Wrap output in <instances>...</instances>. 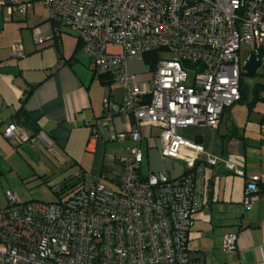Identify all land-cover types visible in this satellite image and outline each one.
I'll list each match as a JSON object with an SVG mask.
<instances>
[{
    "label": "built area",
    "instance_id": "built-area-1",
    "mask_svg": "<svg viewBox=\"0 0 264 264\" xmlns=\"http://www.w3.org/2000/svg\"><path fill=\"white\" fill-rule=\"evenodd\" d=\"M55 24L48 38L33 32L36 44L57 40L61 29L79 41L94 75L110 76L122 93L121 103L102 101L105 119L124 115L128 129L109 140H129L126 157H110L122 167L116 189L73 174L72 193L52 202H22L6 192L0 209V264H205L188 247L193 216L204 208V165L221 164L245 178L244 211L264 193V175L245 173L203 145L184 139L180 129H217L225 109L240 101L242 68L264 49V0H42ZM29 4L0 1V12L13 20ZM162 53L149 75L127 70L131 61ZM245 53L243 66L240 55ZM12 55L23 58L21 46ZM260 61V60H259ZM98 138L95 127L81 116ZM146 128L157 129L161 158L180 161L184 173H141V144ZM2 137L17 148L36 143L50 149L39 132L31 138L9 120ZM57 189L56 191H58ZM237 233H227L222 252H236ZM264 264V263H256Z\"/></svg>",
    "mask_w": 264,
    "mask_h": 264
},
{
    "label": "crops",
    "instance_id": "crops-1",
    "mask_svg": "<svg viewBox=\"0 0 264 264\" xmlns=\"http://www.w3.org/2000/svg\"><path fill=\"white\" fill-rule=\"evenodd\" d=\"M0 1L9 3V0ZM17 1L30 5L24 17L13 20L4 11L0 12V160L10 152L8 145H14L5 140L1 132L23 106L35 127L51 139L52 146L50 149L40 144H36L37 147L23 145L20 149L15 146V150L19 149L16 151L18 155L23 154L27 158L35 152L64 155L66 159L63 157V171L60 172L66 174L59 187L69 181L78 184L72 178L74 173L81 172L89 180L101 182L104 178L113 187L108 189H116L122 167L110 157H126L132 143L127 139L117 145L112 144L109 134L126 131L130 118L118 115L105 119L101 102L110 96L116 103H121L122 95L116 101L111 86L106 89L99 78L91 74L89 60L80 52L79 41L72 33L61 29L59 39L36 44L33 32L41 38H48L53 34L55 24L49 20L42 0ZM14 46L22 47L23 58L12 55ZM137 62L128 63V72L144 75L143 71L135 69ZM25 93L27 98L24 99ZM251 103L252 99L249 109L254 105ZM82 115L89 126L96 128L97 139H91ZM224 115L217 129L198 126L180 129L179 134L186 140L203 145L207 153L229 162L246 176L264 175V126L259 125L255 129L257 123L251 122L249 130L248 125L239 128L228 124ZM156 130L145 129L143 141L146 146L142 151L145 169L141 163V173L164 172L171 179L178 178L185 171L184 164L161 158L158 133L149 145ZM26 132L30 136L31 131ZM245 182V178L236 176L221 164L217 167L204 165V208L192 218L188 247L201 252L205 264L264 263V193L253 202L250 210L244 212ZM231 232L238 234L236 252L230 258L218 259L222 238ZM209 236L214 241L218 238V241L214 245L208 243Z\"/></svg>",
    "mask_w": 264,
    "mask_h": 264
},
{
    "label": "rangeland",
    "instance_id": "rangeland-1",
    "mask_svg": "<svg viewBox=\"0 0 264 264\" xmlns=\"http://www.w3.org/2000/svg\"><path fill=\"white\" fill-rule=\"evenodd\" d=\"M245 55V53L240 55L241 67L243 66L242 62ZM158 57L164 58L165 56L162 53H158ZM259 60L261 67L257 73V76L264 77V49L259 55ZM137 63L138 64L135 68L136 70H140V72L143 71L142 74L144 75L150 74L147 71V66L144 61H138ZM94 77L98 79L97 75H94ZM105 88L109 90V86H105ZM110 89L114 92L115 100L119 101L122 95L120 88L116 85V83L113 82ZM255 98L256 101L250 109L249 103L246 101L235 103L234 105L227 108L225 110L226 112L224 111L225 115L223 114L225 121H227L228 124L232 123L239 128H244L246 125H248V130L252 127L250 126V124H252L251 122L257 123L255 129L259 128V125L264 126V88H257L255 92ZM88 130L90 129L88 128ZM158 132V130L153 132L152 138L149 140V145H151L155 140V133L157 134ZM179 133L180 131H178V134ZM123 141L124 140H116L110 143L117 145ZM36 144L34 147L38 146ZM145 146L146 142L143 141L141 145L142 151H144ZM10 147L8 145L10 152L5 155L4 159L0 160V209L6 206V192L17 195L19 200L22 202L38 201L48 203L54 201L56 199L54 191L62 184L65 177L64 174H66L60 172L61 170L63 171L62 165L65 156H60L61 153L53 152H44L43 155H41L39 152H35V155H33L34 152H31L33 156L31 158H27V156H24L23 154H21L22 156L18 155V152L16 151L20 148L15 150V145ZM142 168L143 170L145 169V163H142ZM73 172H76V170L74 169ZM101 184H103L106 188H113L104 178L101 179ZM224 236L222 238L220 247H218L221 250L217 252V254H219V256H217L218 259L231 257V255L222 252ZM207 238V242L212 243L213 245L216 243V241H218V238H215L216 241H214L213 237L209 236Z\"/></svg>",
    "mask_w": 264,
    "mask_h": 264
},
{
    "label": "trees",
    "instance_id": "trees-1",
    "mask_svg": "<svg viewBox=\"0 0 264 264\" xmlns=\"http://www.w3.org/2000/svg\"><path fill=\"white\" fill-rule=\"evenodd\" d=\"M263 51V50H262ZM261 51V52H262ZM261 54V53H260ZM158 52H151V53H148L144 56V63L146 64L147 68L148 69H152L153 66L155 65V63L158 61ZM246 75L245 74H241V79H240V82H239V89H240V102L242 101H246L249 103V89L248 87L242 82V79L245 77ZM99 80H100V83L102 85H105V86H111V84L114 82L112 77L110 76H105V75H102V76H99L98 77ZM257 88L259 87H256L254 88L253 92H252V103L251 104H254L255 101H256V98H255V92L257 90ZM24 99L27 98V93L24 94ZM23 99V100H24ZM23 105V103H22ZM23 107V106H22ZM20 108L18 110V112L15 114V116L10 119L11 121H14L15 123H17L18 125H20L21 127H23L25 130H29L31 131V134H30V137L33 138L35 137L39 132L40 130H38L36 127H35V124L29 119L27 113L23 110V108ZM226 110V109H225ZM224 114V112H223ZM222 118V117H221ZM59 190L58 191H54V194L55 196H58L59 193H72L74 192L76 189H77V184H74L72 182H66L64 185H62L61 187L58 188ZM263 192L260 191V194H262Z\"/></svg>",
    "mask_w": 264,
    "mask_h": 264
},
{
    "label": "water",
    "instance_id": "water-1",
    "mask_svg": "<svg viewBox=\"0 0 264 264\" xmlns=\"http://www.w3.org/2000/svg\"><path fill=\"white\" fill-rule=\"evenodd\" d=\"M261 67V63L257 60L255 54H251L249 60L243 66L242 71L246 76L242 79V82L249 89V101L252 99V92L254 88H264V77H255Z\"/></svg>",
    "mask_w": 264,
    "mask_h": 264
},
{
    "label": "flooded vegetation",
    "instance_id": "flooded-vegetation-1",
    "mask_svg": "<svg viewBox=\"0 0 264 264\" xmlns=\"http://www.w3.org/2000/svg\"><path fill=\"white\" fill-rule=\"evenodd\" d=\"M255 77H259V76L256 75Z\"/></svg>",
    "mask_w": 264,
    "mask_h": 264
}]
</instances>
